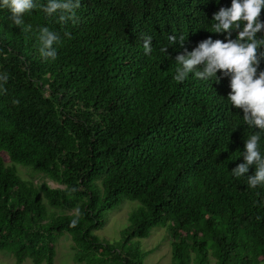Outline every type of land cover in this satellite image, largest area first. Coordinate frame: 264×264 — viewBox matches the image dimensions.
Instances as JSON below:
<instances>
[{"label":"trees","instance_id":"obj_1","mask_svg":"<svg viewBox=\"0 0 264 264\" xmlns=\"http://www.w3.org/2000/svg\"><path fill=\"white\" fill-rule=\"evenodd\" d=\"M47 2L34 0L21 26L0 8V251L51 264L65 232L78 263L141 264L136 239L162 225L170 264H264V184L249 188L255 165L237 178L243 156L231 162L212 146L225 131L256 130L216 106L229 77L173 76L185 48L225 40L212 18L231 0H80L66 23L43 12ZM43 27L60 35L55 60L40 55ZM170 35L184 47L161 52ZM147 36L158 60L145 57ZM17 164L61 186L23 179ZM123 200L134 207L120 236L99 238L93 231Z\"/></svg>","mask_w":264,"mask_h":264},{"label":"clouds","instance_id":"obj_2","mask_svg":"<svg viewBox=\"0 0 264 264\" xmlns=\"http://www.w3.org/2000/svg\"><path fill=\"white\" fill-rule=\"evenodd\" d=\"M34 0H0V8L10 9V27L21 26L23 14L36 8ZM48 16L58 14L61 23L68 19L75 18V10L80 7V0H48L46 5L40 6ZM264 9V0H231L230 7H220L214 13L212 31L224 33L225 40L215 39L211 36L198 43L192 51L184 49L183 53L175 57L177 68H173L174 80L183 82L190 73L198 79L208 81L215 78L220 72L222 77H229L230 92L228 99L217 101L216 106L222 108L230 116L241 115L242 120L250 128L256 131L246 130L244 134L234 133L231 130L218 135L215 154L231 162H239L243 156L244 162L238 163L232 174L239 178L245 176L249 167L255 165V173L248 176L247 186L256 188L264 184V151L258 150L260 134H264V70L257 75V68L260 64V53L258 49L264 47V37L257 39V34L264 31V22L260 20L261 10ZM243 22V26L242 25ZM237 31L235 39L231 38L232 31ZM65 36L71 38V34L65 32ZM39 52L42 58L55 60L57 56L54 44L60 41V35L49 30L48 27L40 29ZM185 38L175 35L168 37V46L161 47V52H168L169 46L179 43L184 47ZM152 37L147 36L143 40L145 57L150 60H158L159 53L153 52ZM199 69V70H197ZM5 83L7 75L0 76ZM6 91V90H5ZM234 108L233 112L230 109ZM211 146H208L209 149ZM78 220L73 219L71 226L75 227Z\"/></svg>","mask_w":264,"mask_h":264},{"label":"rangeland","instance_id":"obj_3","mask_svg":"<svg viewBox=\"0 0 264 264\" xmlns=\"http://www.w3.org/2000/svg\"><path fill=\"white\" fill-rule=\"evenodd\" d=\"M4 155V153H0L4 162L7 163L5 158L6 155ZM30 168L31 167L17 164L18 174L21 178L31 180L32 182L44 180L50 187L61 186L44 177L42 174L31 171L32 168ZM132 207H134L133 203L123 200L115 208L105 212L102 225L93 232L99 238H107L110 240L118 238L120 236V230L127 222V213ZM136 240L140 250L145 251L141 264H170V248L167 239L164 237V226L155 225L150 228L149 233L145 238H138ZM71 244V240L67 233L63 232L58 235L54 243V256L51 264H83L74 261V249L71 247ZM0 264L32 263L29 258H25L21 263H15L14 257L10 252L0 251Z\"/></svg>","mask_w":264,"mask_h":264}]
</instances>
